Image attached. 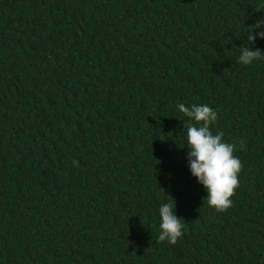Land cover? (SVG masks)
<instances>
[{"label": "trees", "instance_id": "1", "mask_svg": "<svg viewBox=\"0 0 264 264\" xmlns=\"http://www.w3.org/2000/svg\"><path fill=\"white\" fill-rule=\"evenodd\" d=\"M260 20L264 0H0V264H264V59L238 63ZM180 103L235 145L226 212L190 174Z\"/></svg>", "mask_w": 264, "mask_h": 264}, {"label": "clouds", "instance_id": "2", "mask_svg": "<svg viewBox=\"0 0 264 264\" xmlns=\"http://www.w3.org/2000/svg\"><path fill=\"white\" fill-rule=\"evenodd\" d=\"M248 46H241L238 63L250 66L264 59V52L252 50L256 40H264V20L248 28ZM177 110L187 119L186 141L188 169L205 192L204 201L217 213L226 212L233 204L232 197L239 187L242 162L234 155L235 145L224 139L223 132L213 133L212 126L218 120V112L208 104H178ZM158 241L176 245L183 237L185 224L176 214V204L162 203L158 210ZM184 220V219H183Z\"/></svg>", "mask_w": 264, "mask_h": 264}]
</instances>
